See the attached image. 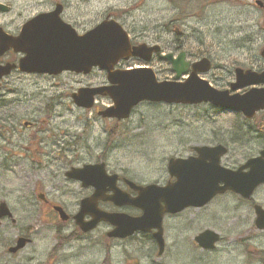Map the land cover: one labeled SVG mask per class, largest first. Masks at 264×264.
<instances>
[{
    "label": "rangeland",
    "instance_id": "rangeland-1",
    "mask_svg": "<svg viewBox=\"0 0 264 264\" xmlns=\"http://www.w3.org/2000/svg\"><path fill=\"white\" fill-rule=\"evenodd\" d=\"M47 1H66V18L78 22L82 30L109 12L129 11L121 21L133 42L159 44L165 53L185 51L192 61L209 58L212 70L201 76L218 89L229 88L235 67L264 69V5L255 4L256 0H0L11 7L7 13L0 12V26L18 29L26 19L47 9ZM178 31L182 34H176ZM143 64L131 60L123 66ZM146 65L159 80L175 76L170 64L157 56ZM66 76L63 80L18 76L11 88L8 81L0 89V201L8 203L16 219V224L6 219L0 226V264H162L151 240L108 239L106 232L111 227L106 224L67 244L57 241L59 229L65 228L64 241L75 224L72 220L62 223L39 195L75 214L78 201L91 190L68 180L64 173L71 165L94 163L103 157L109 172L143 185L166 183L168 159L190 156L193 145L227 144L230 152L222 164L235 167L264 149V137L248 132L257 123L208 105L144 102L117 126L93 110L76 107L70 97L81 85L105 82L103 71L83 78ZM108 104V98H98L100 107ZM28 122L32 125H25ZM257 122L264 126V119ZM111 128L118 132L114 139L110 138ZM255 200L264 205V187ZM188 216L197 231L213 228L223 232L228 242L227 264H251L243 253L241 240L246 238L259 249V262L252 264L264 262V232L253 230V210L237 208L231 195L218 196L203 209L185 211L177 220L183 222ZM168 225L169 243L187 239L186 225L181 229V223L173 219ZM24 233L31 243L9 253L8 248ZM55 248H59L57 253ZM177 253L176 259L170 251L165 264H187V252L178 249Z\"/></svg>",
    "mask_w": 264,
    "mask_h": 264
},
{
    "label": "water",
    "instance_id": "water-1",
    "mask_svg": "<svg viewBox=\"0 0 264 264\" xmlns=\"http://www.w3.org/2000/svg\"><path fill=\"white\" fill-rule=\"evenodd\" d=\"M263 5L261 1H257ZM0 11L8 7L0 3ZM61 10L39 14L28 20L17 36L8 34L0 27V56L9 49L23 53L19 61V70L28 73L59 74L63 71L88 74L94 67L107 73L109 84L80 88L72 94L74 103L82 108L91 109L96 96H108L113 105L100 111L104 118L118 120L130 117L132 110L143 101L166 104L197 105L210 103L216 108L242 113L252 118L264 110V70L235 69V81L229 89H218L200 74L211 69L208 58L193 63L186 60V53L177 57L172 53L160 55L171 65L175 78L172 81H159L155 71L150 67L131 70L116 69L121 60L137 57L148 63L154 54L161 52L159 45L142 43L132 45L129 34L124 27L113 19H107L85 34H78L60 17ZM13 65H0V78L9 74ZM188 78L180 80L182 76ZM249 88L240 93L237 90ZM197 156L188 158L171 157L168 172L174 181L166 185H139L126 180L132 190V196L117 186L119 175L109 174L105 162L84 164L72 167L65 176L81 182L85 188L93 187L94 192L80 202L79 211L73 216L75 223L83 232L94 230L99 223L107 222L114 228L108 232L109 237L126 238L136 232H151L159 246V254L164 249L163 218L166 213L175 214L186 208H200L227 191H232L242 198L249 199L256 188L264 184V150L248 159L237 169H230L221 164V158L227 153L223 144L214 146H195ZM100 201H110L118 207L133 206L142 213L132 216L125 212H109L99 207ZM255 225L264 229V208L255 204ZM62 221L69 215L61 206H54ZM86 216H90L86 220ZM13 218L6 201L0 202L1 219ZM15 222V219H13ZM219 234L205 230L197 241L204 247H212ZM30 238L19 237L9 252L16 253L23 249ZM206 242V243H204Z\"/></svg>",
    "mask_w": 264,
    "mask_h": 264
},
{
    "label": "flooded vegetation",
    "instance_id": "flooded-vegetation-1",
    "mask_svg": "<svg viewBox=\"0 0 264 264\" xmlns=\"http://www.w3.org/2000/svg\"><path fill=\"white\" fill-rule=\"evenodd\" d=\"M46 3H48L49 7L47 9L41 11V12H51V11L56 10L57 8H59L61 10V13H60L61 18L66 23L72 25L78 33L83 34V33H85L86 31H88L90 29L89 28V29L82 30V29L79 28V25H78L79 23L78 22H75L72 19L70 21L68 18H66L65 15H66L67 8H68V3L66 1H56V2L47 1ZM10 10H11V7H9V11ZM41 12H38V13H41ZM38 13H36V14H38ZM129 14H130L129 11H126L123 14H118V15L115 12H109L104 17V19L107 16L108 17L111 16V18L119 21L124 26V24L121 21V19H122V17H126ZM69 18H70V16H69ZM104 19H102V20H104ZM101 21L96 22V24L93 25L91 28H93L94 26H96ZM24 23H22L21 26ZM21 26L18 27V29L16 28V30H10V29H6V28L5 29H6V31L8 33L17 35L20 32V30H21L20 29ZM22 56H23L22 54L16 53L13 50H8L3 55L0 56V65H3V66H6L8 64H10V65L16 64L17 65V68H14L11 71L10 74H8V75H6V76H4V77H2L0 79V89H2L1 87L4 84H6L8 81L10 82V84H9L8 87L11 88L12 83L15 81V79H18V76H31V75H39L40 76V75H44V76H46L45 78H47V79H56L57 78V79H62L63 80V79H66V77H67L66 75H72L74 77H81V78H83V77H87V76L98 75V73H99L98 68H93L91 70V72L89 74H87V75L82 74V73L72 72V71H63V72H61L59 74H55V75H51V74H47V73H28V72H22L18 68V64H19V61H20V59H21ZM123 64L124 63H121L120 64V67H123ZM62 77H64V78H62ZM81 83H83V82H81ZM57 84L59 85V83H57ZM104 84H106V82L102 83V85H104ZM100 85L93 84V83L87 84V85L84 84V85L79 86L77 89H79L80 87H94V86H100ZM9 90H11V89H9ZM263 114H264V111H261V112L257 113L251 120H247V121L249 123L252 122V123H255L256 124V123H258L257 120L259 118L264 119V117H262ZM112 121H114L115 125H117V126L119 125L120 122H122V121H117L116 119H112ZM26 125L30 126V125H32V123L31 122H28ZM229 152H230V149L228 148V154H229ZM190 155H196V152L194 151V149H192V154H190ZM71 166H73V165H71ZM237 166H239V165H237ZM235 167H232V168H235ZM107 171H109L108 168H107ZM167 171H168V169H167ZM127 179H129L127 176H125L123 174H120L119 181H118V185L123 190H126L131 195L135 196L136 195V192H134V191H132L130 189L129 185L126 182ZM172 180H174V178L171 179L169 177L167 179V182L172 181ZM166 183H161V184L164 185ZM262 186H264V185H262ZM90 190H91V193H92L93 192V188H91ZM257 191L258 190H256V192ZM256 192H255V194H256ZM228 195H231V197L235 198V200L237 201V208L241 209L243 206H246L249 209H252L253 210V212H254V220H253V227L254 228H253V230L255 232H259V231L264 232V230L257 229V227L255 225L256 215H255V208H254V206H255V204H257V201L255 200V197L254 198H251V199H244V198L240 197L239 195H237V194H235L233 192H227V193H225V194H223L221 196H228ZM82 198H84V197H82ZM82 198L80 199V201L82 200ZM42 199H44L43 204L44 205H47L48 208L52 210V213L54 215L55 214L57 215V212H55L53 206L54 205H57L58 203L57 202L49 201L46 198V195H44V194H43ZM80 201L78 203L77 210H79ZM100 206H101V208H104V209L109 210V211L118 210V208H116V206H114V204L111 203V202H101L100 203ZM207 206H205V207H207ZM205 207H203V208H205ZM203 208H200V209H203ZM191 209L192 210H200V209L190 208V209H186V210H184V211H182L180 213H176V214H165L164 219H163L164 249H163V252H162L161 255L159 254V249H158L157 243H156V241L154 239V235H153V232L154 231L148 232V233H135V234H133V235L127 237V238H123V239H117V238H111V239L112 240H117V241H126V240H133V241L134 240H138V241H140L142 238L145 237L146 239H149V240L152 241L153 247H154L153 250H154L155 253H157V257L158 258H161L162 264H165L164 258L167 255H169V252L170 251L172 252L173 256H176L178 254L177 253V250L178 249H180L182 252H187V255H185V259L187 261V264H227V258H229V256L227 255L228 247H226V245L228 244V242L225 239V237L223 236V234H222L223 232H220V231L215 230L213 228H203L202 230L197 231V228L196 227H192V223L190 221V216H188L187 219L185 221H183V222L177 220V217L180 214L184 213L185 211L191 210ZM121 211L130 212L133 216H137V215H140L141 214V211H139L136 208L130 207V206L123 207L121 209ZM170 219H173V221H176V224H178V225L181 223V227H180L181 229H183V227L186 225L187 228L186 229H183V230H187L188 229L187 230V234L184 233L185 235H187V239H184V240L175 239L172 244L168 242L167 234H168L169 228L167 227V225H168ZM102 224H106V223H101L100 225H102ZM99 226H97L96 229H98ZM64 229L65 228L62 227L61 231H64ZM207 229H211V230H213V231H215V232H217L219 234V237H218L217 241L214 242V244H213L212 247H208V248L204 247L203 245H201L197 241V237L200 236ZM74 233H75V231H74ZM74 233H68L69 235H67L65 237V238H68V240L65 242L66 244L69 243V242H71V241H73V240H75L74 237L69 238ZM90 233L91 232H88V233L81 232L80 234H77L76 237L79 239V238H81L83 236H86V235H88ZM65 234H67V233H64V235ZM191 235H192V237H190ZM232 241H236V240H232ZM241 241H243L242 242L243 253H244V256L247 258V260L249 261L248 263H251L252 264L253 261H256V262L258 261L259 262V259L260 258L258 257V254H257V253H259V249H255V247L251 246V240H248L247 238L246 239H243ZM204 243H206V242H204ZM162 258H163V260H162ZM176 259H177V256H176ZM233 260L235 262L237 261V255H235V254L233 255ZM133 263L134 262H130L129 264H133ZM135 264H137V263H135ZM262 264H264V262H262Z\"/></svg>",
    "mask_w": 264,
    "mask_h": 264
},
{
    "label": "trees",
    "instance_id": "trees-1",
    "mask_svg": "<svg viewBox=\"0 0 264 264\" xmlns=\"http://www.w3.org/2000/svg\"><path fill=\"white\" fill-rule=\"evenodd\" d=\"M263 54H264V52L262 53V55H263ZM196 106H200V105H196ZM208 106H210V105H208ZM210 107H211V106H210ZM211 108L214 109L213 107H211ZM214 110H217V109H214ZM115 127H117V126H115ZM115 127H114V128H115ZM257 127L260 129V130H259V133H258L259 136H260V137H264V128H263L264 126H263V124H259V123H257ZM114 128H111V130L109 131L110 138L113 136V139H114L115 134L118 133L117 130H114ZM252 129L254 130V129H256V127H255V128H252ZM245 134L247 135V133H245ZM112 144H113V143H112ZM112 144H111V145H112ZM111 145H110V146H111ZM103 158H104V157H103ZM77 230H78V229H77ZM60 231H61L60 229L57 231V240L60 241V242H64L63 240H61L62 237H60ZM77 232H78V231H77ZM58 250H59V248H55V249H54V252L57 253ZM54 256H55V255H54ZM53 258H54V257H53Z\"/></svg>",
    "mask_w": 264,
    "mask_h": 264
},
{
    "label": "bare ground",
    "instance_id": "bare-ground-1",
    "mask_svg": "<svg viewBox=\"0 0 264 264\" xmlns=\"http://www.w3.org/2000/svg\"><path fill=\"white\" fill-rule=\"evenodd\" d=\"M90 195H91V193H89L88 195H86L85 198H86V197H89Z\"/></svg>",
    "mask_w": 264,
    "mask_h": 264
}]
</instances>
